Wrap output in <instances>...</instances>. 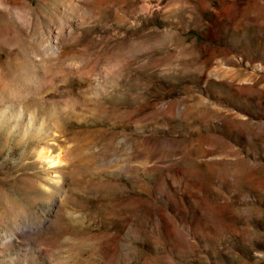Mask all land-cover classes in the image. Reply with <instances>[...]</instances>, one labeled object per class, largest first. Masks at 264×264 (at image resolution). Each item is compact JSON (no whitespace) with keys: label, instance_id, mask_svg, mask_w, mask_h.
Wrapping results in <instances>:
<instances>
[{"label":"rangeland","instance_id":"374dc122","mask_svg":"<svg viewBox=\"0 0 264 264\" xmlns=\"http://www.w3.org/2000/svg\"><path fill=\"white\" fill-rule=\"evenodd\" d=\"M0 264H264V0H0Z\"/></svg>","mask_w":264,"mask_h":264},{"label":"bare ground","instance_id":"6f19581e","mask_svg":"<svg viewBox=\"0 0 264 264\" xmlns=\"http://www.w3.org/2000/svg\"><path fill=\"white\" fill-rule=\"evenodd\" d=\"M43 155L42 157L47 159L51 165H59L63 162L62 158H60V155H56V156H52L50 153H49V150H43Z\"/></svg>","mask_w":264,"mask_h":264}]
</instances>
